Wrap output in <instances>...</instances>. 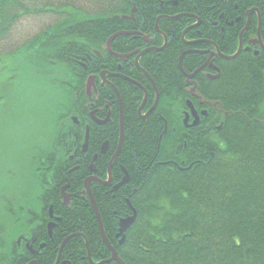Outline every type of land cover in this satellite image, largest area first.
Masks as SVG:
<instances>
[{
	"label": "trees",
	"instance_id": "obj_1",
	"mask_svg": "<svg viewBox=\"0 0 264 264\" xmlns=\"http://www.w3.org/2000/svg\"><path fill=\"white\" fill-rule=\"evenodd\" d=\"M131 1L83 0L84 7L78 1L73 4L60 0L57 6L43 2L49 7L45 10H55L54 17L61 20L28 39L26 43L33 44L28 49L38 46L35 57L48 66L72 67L60 45L51 49L49 41L59 44L69 39L74 43L87 39L89 59L94 55L93 47L101 49L111 35L127 28L128 22L122 16L131 12L134 3L138 2L141 8L146 0ZM166 2L147 0L145 7L151 16H143L153 23L160 14L175 16L184 11L194 14L195 19L233 12L246 19L247 10L258 6L264 31V0H229V4L227 0ZM235 3L238 8H231ZM27 9L24 0H0V42L9 36L19 12ZM51 33L56 37L51 38ZM70 34L72 38L68 37ZM232 42L227 43V51ZM181 51L170 45L154 59L152 68L147 67L160 97L155 110L145 118L138 114L139 98L135 97H141L142 92L133 84V103L124 109L123 142L118 156L129 180L107 194L103 185L92 184L106 236L126 264H264V114L259 110L241 114L244 105L259 104L264 99V51L256 56L252 51H242L230 61L223 60L219 77L198 80V92L205 102L217 101L219 105H199L208 110V117L200 124L201 133L184 129L179 119L187 105L179 101L178 87L182 86L184 94L191 97L184 90L178 69ZM202 61V55L197 60L189 53L182 63L190 71ZM88 72H92L91 65ZM148 85H144L148 91L154 89L150 82ZM155 97L150 95L151 103L144 111L153 106ZM215 116H219L218 123L213 121ZM115 126L110 128L115 131ZM166 126L167 134L159 139ZM88 171L83 165L69 175L70 206L62 203L59 192L68 182L64 179L67 174H56L55 189L45 187L40 193V202L52 203L62 218L53 231V241L47 238L45 227L38 228V241L47 242L42 254L33 255L23 241L19 244L17 239H11L0 225V264H28L34 259L38 264H55L57 250L68 234L73 236L62 247L64 264H92L88 251L95 262L111 257L91 201L82 193ZM130 203L136 218L125 230L121 243V236H117L119 218L133 214Z\"/></svg>",
	"mask_w": 264,
	"mask_h": 264
},
{
	"label": "flooded vegetation",
	"instance_id": "obj_2",
	"mask_svg": "<svg viewBox=\"0 0 264 264\" xmlns=\"http://www.w3.org/2000/svg\"><path fill=\"white\" fill-rule=\"evenodd\" d=\"M129 2L132 1L129 0ZM142 3L146 6L147 0L142 1ZM227 3L229 4V0H227ZM161 6H163V3H161ZM230 7L236 9L238 3ZM136 8L134 13L132 9L127 14L128 16L123 18L128 22L126 24L127 28L120 31L128 33L116 36L108 48L109 38L105 44L101 45L105 53L99 52V49L94 47V55L86 59L90 53L87 39L84 41L76 40L75 43L72 39H69L66 42L61 41L59 44L52 43L53 39L49 41L51 49H56L60 45L62 53L69 59L68 63L72 67L63 66L66 70L64 76L59 75L57 72H51V70L50 72L45 70V73H48L47 84L54 89L50 98L45 101L51 119L41 129V132L45 133L48 130L46 134L49 137L44 138L46 142L41 144L37 142L36 138L30 140L33 143L30 142L26 155L29 159L30 180L34 183H40L42 187H48L47 190L55 189L53 180H55L56 174H67L64 179L68 182L59 189L61 201L67 206H70L72 196L68 191L70 186L69 175L83 165H87L89 170L83 184H85V180H97L90 185L93 197V183L103 185L107 189L106 194L110 191H117L126 184H120L121 180H124L123 176L118 177L121 173L125 174V168L118 160L123 142L120 137L124 131V109L127 104L133 103V84H135L142 92L141 97L136 95L135 97L139 98L138 103L143 100V112L147 111H144V108L151 103V98L148 89L141 81L146 82L147 86H149L148 82L151 83V79L146 74H149L147 67L152 68L154 59L162 54L160 48L165 40L170 37L175 39L178 32H180L179 30L184 28L191 35L197 37V43L192 46H187L180 37L175 39L176 46L182 51L183 49L190 50L189 53L194 54L197 60L200 55L203 56L204 60L199 65L206 63L203 73H196L193 77L186 78L185 73L182 71L184 74H181V78L187 84V87H198V80L202 78L219 77L224 63L223 60L226 59L223 55L230 56L234 54L235 49L240 44H242V49L245 48V51L253 50L255 55L264 51L263 15L258 6L252 7L256 8L253 15L256 16L257 20L252 19V15L248 21V17L243 19L235 15V12L227 16L222 13L218 17H207L205 19L206 24L210 25V32L207 34L201 33V24L204 21L200 18L195 19L194 14L189 13V11L179 13L173 18H170L172 15L160 14L153 23ZM259 16L261 23H259ZM59 20H61L60 17H54L47 25L54 24ZM83 21L87 20L83 19ZM47 25L43 28H46ZM103 28V23H101L99 27L101 35L104 31ZM50 36L51 38L56 37L53 33ZM68 37L72 38L73 35L70 34ZM232 38L237 44L234 46L235 43L232 42L229 52L226 45L230 40L232 41ZM257 41L260 43H257ZM32 45L31 42L29 47H26L23 51L22 56L26 55V49ZM19 46L0 53H4L3 56L16 61L17 56L13 52H16ZM233 47L235 48L232 49ZM34 49L37 52L38 46H35ZM74 62H77L78 66L74 67ZM0 64H2V61ZM10 64L6 60L0 66V69L4 70L6 67L8 69ZM90 65L92 66V72H88ZM199 65L191 67L190 71L186 70L185 72L190 74ZM79 66H82L85 71ZM133 75L136 76L134 80ZM4 83L7 82L4 81ZM20 88L24 89L25 87L21 85ZM6 90L7 87H0V112L2 111L4 116H6V109H12L11 102L5 105L6 109H2L6 102ZM193 96L197 98V101L199 100L197 95ZM8 113L11 114V112ZM207 117L208 114H204L200 110L198 124L204 122ZM11 119V127L19 123L17 118ZM112 124H116L115 131L110 128ZM43 135H41L42 138ZM117 160L118 165L116 166L115 162ZM30 168L34 169L35 172L33 173ZM114 173H117V177ZM36 174H39V176ZM106 180H112V182L101 184L102 181ZM114 180L120 181L114 183ZM127 180H129V177ZM82 193L84 198L89 199L84 189ZM25 206L27 207L25 212L29 216V224L32 229L29 232V237L19 236V238L25 240V243L29 240L30 245H33L34 248L31 249L28 245L25 246L33 255L37 256L43 253V249L47 245L44 239L38 241V228L43 229L45 227L47 238L53 241V231L62 218L55 213L54 205L47 200L42 203L38 202L36 207H33L32 202L27 200ZM23 209L24 207L21 206L20 210ZM8 211L16 214L12 208H8ZM114 213L116 214V212ZM72 236H65L61 243V251L66 241Z\"/></svg>",
	"mask_w": 264,
	"mask_h": 264
},
{
	"label": "rangeland",
	"instance_id": "obj_3",
	"mask_svg": "<svg viewBox=\"0 0 264 264\" xmlns=\"http://www.w3.org/2000/svg\"><path fill=\"white\" fill-rule=\"evenodd\" d=\"M58 1L60 0H24L28 9L25 12H19V20L12 25L9 32L8 45L6 46L3 41L0 42V52L15 49L22 44L21 41L31 38L51 22L57 15L55 10H45L49 7L43 6V2H51L57 6L61 4L57 3ZM67 1H72L74 4V2L83 0ZM77 3L79 4V2ZM22 53L17 56L16 61L0 55L2 64L6 60L11 63L8 69L7 67L4 70L0 69V87H7L6 102L2 109H6L5 105L10 102L12 108L6 109V116L2 115V111L0 112V223L5 220L7 227L8 222L11 221L7 214L8 208H12L16 212L12 220L14 222L20 216V207L25 206L26 200L32 202L33 207L38 206V195L42 188L28 177L29 165L26 154L30 142H32L30 140L36 138L37 142L41 144L46 142L44 138L49 137L46 134L48 130L45 133L41 132V129L51 119L45 101L50 98L54 89L47 84L48 73H45V70L49 72L50 70L51 72L62 70L64 73L66 71L63 66L53 67L54 65L48 66L38 61L34 48L26 49L24 56ZM21 85L25 88L21 89ZM261 110L264 114V104L261 105ZM11 118H17L19 123L11 127ZM42 134H44L43 138ZM36 175L39 176V174ZM20 221L21 226L25 228L23 220L20 219ZM12 222L8 230L13 237H17V233L23 230L20 227H15ZM28 231L30 232V230Z\"/></svg>",
	"mask_w": 264,
	"mask_h": 264
},
{
	"label": "bare ground",
	"instance_id": "obj_4",
	"mask_svg": "<svg viewBox=\"0 0 264 264\" xmlns=\"http://www.w3.org/2000/svg\"><path fill=\"white\" fill-rule=\"evenodd\" d=\"M162 1H164L165 3H167L166 2V0H162ZM79 2V6L80 7H84L85 6V4H84V2L83 1H78ZM137 4H138V2H136V3H134V8H136L137 9V11H140V12H142L143 14H146V15H149L148 14V10H149V8H147V7H145L144 5H143V3H142V7L140 8V6H137ZM199 15V14H198ZM151 15H149V17H150ZM152 16H153V14H152ZM200 16V15H199ZM202 19H205V15L204 16H200ZM170 18H173V17H170ZM199 18V17H198ZM200 18V19H201ZM149 20H151V19H149ZM207 25H209V24H206V21H204V22H202V24H201V27H202V30H201V33H205V34H207L208 32H210V25L209 26H207ZM180 32H178V34H179V37L183 40V42L187 45V46H192V45H195L196 43H197V37H195V36H193V35H191L189 32H187L186 31V29L184 28V29H182V30H179ZM235 38V37H234ZM234 38H232V41L235 43V41H234ZM9 38L7 37V38H4L2 41L4 42V43H6V46L8 45V43H9ZM25 46H27V47H29V44H27L25 41H21ZM251 42V41H250ZM4 43L2 44L3 46H4ZM236 44V43H235ZM170 45H175L176 46V40L174 39V38H168L167 40H165V42L162 44V46H161V51L162 52H164V50H166V48L167 47H169ZM108 44H107V48H108ZM94 48V47H93ZM103 49L104 48H101V49H99V52H104L105 53V51H103ZM190 51V50H189ZM161 56V55H160ZM248 60L250 61V58H248ZM225 61H230V59H226ZM154 63H155V61H154ZM57 72H58V74L59 75H61V76H64V72L62 71V70H56ZM144 85H146V82H145V84ZM182 85H184V90H186L187 91V89H188V87H187V85H186V83L183 81L182 82ZM161 87H162V85H160ZM179 88V96H180V100L179 101H181L182 103H185V104H188V102L189 101H191V103H193V107H194V109L195 110H201L202 108H200V103L197 101V99L196 98H194V97H192L191 95V97H189V96H187L186 94H184V92H183V90H182V86H179L178 87ZM151 90V89H150ZM151 91H153L154 93H151ZM151 91H148L149 92V94L150 95H152V94H157L159 91H158V89L157 88H155V89H153V90H151ZM187 97H189V98H187ZM196 103H198V104H196ZM258 104V103H257ZM257 104H254L253 102H249L248 104H246V105H244V107H243V110H242V113L241 114H243V115H245V114H247V113H249V112H251V111H260V112H262V110H261V105L262 104H264V99L257 105ZM241 106H243V103H241ZM149 115V114H148ZM147 115V116H148ZM146 116V117H147ZM215 118V120H213L214 122H216L217 121V123L219 122V116H215L214 117ZM179 119L181 120V122H182V126H183V128L184 129H191V130H194V131H196V132H199V133H201V132H203L202 131V129H201V125H200V123L198 124V122H199V116L198 115H196V114H193V113H191V112H188V113H186V115L184 116V117H182L181 118V116H179ZM167 134V126L165 127V129L163 130V132H162V136H160V138L159 139H161L164 135H166ZM120 139H123V137L121 136L120 137ZM178 149V148H177ZM130 206H131V203H130ZM132 211H133V208H132ZM17 220L16 221H14V222H12V221H10V223L12 222L13 223V225H15V227H20L23 231L22 232H19V233H17L18 234V236H20V237H24V238H27V237H29V231L26 229V228H23L22 226H21V221L19 222V220L21 219V217L20 216H18L17 218H16ZM10 223L8 222V227L10 226ZM2 226H3V228L5 229V228H7V229H9L6 225H5V220H4V222H3V224H2ZM14 227V228H15ZM69 235V234H68ZM70 236V235H69ZM27 242H29V241H27ZM30 245V244H29ZM30 247L33 249L34 247H33V245H30ZM115 249V248H114ZM115 251L117 252V250L115 249ZM90 258H92V256H89ZM62 261V257H61V250H60V248H58V250H57V254H56V259H55V264H59L60 262ZM114 261V260H113ZM99 262V261H98ZM98 262H95L94 261V263L93 264H111L112 263V259L111 258H107V259H104V260H101L99 263ZM29 264H38L37 263V261H33V260H31V262L29 263Z\"/></svg>",
	"mask_w": 264,
	"mask_h": 264
},
{
	"label": "water",
	"instance_id": "obj_5",
	"mask_svg": "<svg viewBox=\"0 0 264 264\" xmlns=\"http://www.w3.org/2000/svg\"><path fill=\"white\" fill-rule=\"evenodd\" d=\"M251 13H252V11H251ZM121 33H124V32H120V33L118 32V33L114 34V35L109 39V41H108V45L111 44L112 40H113L117 35H119V34H121ZM90 80H92V78H90ZM154 107H155V106H154ZM91 181H92V180H87L85 183H86V184H89ZM126 181H127V178H124V180H123L121 183L123 184V183L126 182ZM105 184H109V182H105ZM89 194H90V193H89ZM91 200H92V202H93V206H94V208H95V210H96V213H97V217H98L99 225H100V228H101L102 236H103L105 242L107 243V245L110 247V244H109V242H108V240H107V238H106V236H105V233H104V230H103V227H102L101 217H100V214H99L98 211H97V207H96L95 201H94L93 198H91ZM134 219H135V216H133V218H129V219L123 220V221L121 222V231H123L124 229L128 228V227L130 226V224L132 223V221H134ZM110 249H111V251H112V253H113L111 259H112V260H117V261L119 262V264H125V263L119 258L117 252H116L114 249H112L111 247H110Z\"/></svg>",
	"mask_w": 264,
	"mask_h": 264
}]
</instances>
